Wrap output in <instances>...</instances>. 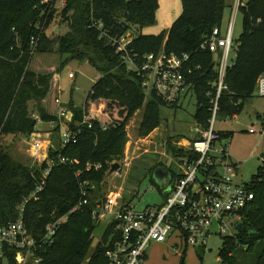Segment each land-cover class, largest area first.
Listing matches in <instances>:
<instances>
[{
    "label": "trees",
    "instance_id": "16d2710c",
    "mask_svg": "<svg viewBox=\"0 0 264 264\" xmlns=\"http://www.w3.org/2000/svg\"><path fill=\"white\" fill-rule=\"evenodd\" d=\"M181 1L182 12L168 32L153 34L147 31L157 23L158 0H67L62 12L67 32L45 34L38 51L31 56V37L38 33L37 24L44 19L39 9L41 0H0V139L8 134L34 133L37 114L43 122L59 121L57 74L64 62L59 68L52 65L49 69H32L36 54L68 55V59L87 61L100 73L83 107H75L74 102L68 104L73 112L72 120L66 121L69 128L75 129L86 116H90L93 128L85 124L78 143L67 147L60 144L61 126L55 129L59 142L56 148L50 149L49 159L65 155L74 164L59 165L45 178L49 160L32 167L14 159L0 143L1 224L17 220L23 203L45 179L44 190L37 199L27 203L24 213L31 233L36 237L42 235L49 222L67 214L81 201L85 182L89 190L95 186L91 190L95 198L104 196L100 195L102 191L97 193L98 185L105 181L111 165L124 159L127 125L139 110L144 108L138 128L140 138L149 136L162 125L164 102L154 93L147 94L141 78L129 70L123 53L113 41L131 29H137L139 34L130 48L141 55L161 50L190 54L194 72L188 81L194 84L198 104L195 118L201 127L209 126L217 96L221 55L204 49L203 44L216 27L226 32L225 21L232 15L233 6L227 0ZM240 12L243 31L235 39L237 58L226 76L229 91L219 100L221 115L240 114L247 98L256 91L260 76L264 75V0H243ZM93 19L107 25L109 37H101L102 30L94 25ZM52 91L56 94L49 108L47 103ZM91 113L100 116L91 117ZM102 125L109 128L103 130ZM170 148L176 155L184 154L173 143ZM88 165L102 167L88 171ZM250 186L254 200L245 211L244 228L235 236L224 237L220 264H264V163ZM99 224L93 219L90 207L71 214L54 243L38 253L43 261L31 260L28 264H108L106 251L113 226L105 230L91 253ZM259 245L261 251L249 262L246 254ZM241 247L246 250L240 256ZM16 255L15 249L10 250V264H18Z\"/></svg>",
    "mask_w": 264,
    "mask_h": 264
},
{
    "label": "built area",
    "instance_id": "2783aa9c",
    "mask_svg": "<svg viewBox=\"0 0 264 264\" xmlns=\"http://www.w3.org/2000/svg\"><path fill=\"white\" fill-rule=\"evenodd\" d=\"M242 1L237 0L226 33L216 27L203 44L204 49L221 55L217 96L211 108L212 117L207 128L199 129V136L193 141L191 149L181 155L183 172L175 180L164 204L142 210L132 201L125 202L119 191L95 198L96 194L91 191L95 186H91L89 190L85 185L88 183L85 182L81 201L67 214L49 222L44 233L36 237L27 227L24 213L27 203L33 198L37 199L44 190L46 180L43 179L31 197L23 203L17 220L7 225L0 223V264H10L12 249L17 251L18 264H28L31 260L42 262L43 258L38 255L40 250L54 243L58 231L69 221L71 214L89 207L97 222L113 218L108 226H113L106 251L108 264H146L147 252L152 244H165L173 237L179 241L173 247L180 251L182 246L206 248L208 239L214 235L235 236L239 232L237 226L243 222L245 211L254 200V192L250 184L238 181L237 165L219 144L221 133L216 130V122L221 111L219 100L229 91L226 76L235 62L230 61L231 51H237L238 48L234 31ZM66 4L67 0H41L39 9L42 10L44 19L37 24L38 33L31 37V56L38 51L45 34L53 36L61 32L60 26L59 31H55V23L57 14H62ZM93 23L102 30L101 37L110 36V30L106 29L104 22L93 19ZM138 34L137 29H131L113 39L118 51L123 53L129 70L136 72L141 78L142 87L147 94H156L169 107L181 104L184 97L187 98L188 94L192 95L194 92V84L188 81V76L194 72L190 54L177 55L161 50L141 55L130 48ZM70 77L74 78V73ZM257 91L264 97V75L258 80ZM57 103L58 116L67 120L69 110L63 106L61 98L57 99ZM85 124L89 129L93 128L88 116L75 129L64 127L61 134L62 146L78 143ZM108 128L109 125H102L103 130ZM251 132L254 130L251 129ZM33 145L37 153L46 147L42 140H36ZM128 161L125 159V163ZM66 164H74V160L65 155L49 159L45 178H48L55 167ZM101 167L102 165H88L87 170H98ZM120 170L116 172L117 175H120Z\"/></svg>",
    "mask_w": 264,
    "mask_h": 264
},
{
    "label": "rangeland",
    "instance_id": "374dc122",
    "mask_svg": "<svg viewBox=\"0 0 264 264\" xmlns=\"http://www.w3.org/2000/svg\"><path fill=\"white\" fill-rule=\"evenodd\" d=\"M160 7L157 15V23L148 29V33L158 34L170 29L171 24L175 17L182 11L181 0H158ZM235 4V0H228ZM235 2V3H234ZM235 8V7H234ZM230 17L228 16L225 21V28L228 27ZM62 14H57L56 23L63 26V33H66L68 28L65 21H63ZM52 31V29H51ZM243 31V15L239 11L237 14L234 39H238ZM69 56H60L58 54L45 55L36 54L32 69H49L48 67L54 65L59 69L57 78L60 89V97L63 103H69L74 101L79 107L85 105V100L88 97L91 89L95 85L97 79L100 77L99 71L87 61H80L78 59H68ZM237 58V51L232 49L230 55V61L233 62ZM40 67V68H39ZM74 73L75 78H70V74ZM55 91H52L49 95L47 107L52 108V101L54 99ZM34 108V104H33ZM198 110V104L196 97L188 96L183 101L181 107H161V116L163 118L161 132L166 135L178 136L179 139L186 137L190 141L194 140V136L197 134L196 112ZM37 114V111H36ZM97 116L96 113H92ZM144 116V108L139 110L127 125V136L131 137V140L126 143L125 152L130 151V164H126L123 160L121 168V176L116 173L108 174L105 181L98 185L102 191L100 195L106 196L111 190L116 191L121 189L124 194L125 202L134 203L139 209H146L147 207H157L164 204V194L158 185H154L150 176V169L156 162H163L169 166L170 169L178 174L182 171L183 156L175 155L173 152L168 151L165 155V146L163 144V137L158 138L156 134L152 136L154 130L149 136L140 138L138 136V128ZM242 124L237 123L234 120H229V123H224L221 120L225 119L221 113L217 117L216 130L224 131L227 128L234 129L235 135L233 139L224 138L220 144L230 151H237L238 165L241 170L242 178L241 182L249 183L253 180L254 175L257 174L259 168L264 163V97L258 95L256 90L254 94L247 98L242 113H240ZM39 123V120H38ZM48 125V122L39 123L37 128L42 129ZM158 127V128H160ZM36 128V130H37ZM157 128V129H158ZM253 129L254 132L250 130ZM34 135V136H33ZM47 136L43 134H8L3 135L0 139L1 145L13 156L14 159L30 164L32 167L40 166L39 161H36L38 155L34 150L33 143L38 139H45ZM47 139V138H46ZM157 143L154 145V142ZM44 141V140H43ZM58 139L55 141L57 147ZM154 145V146H152ZM43 150V149H42ZM41 150V151H42ZM137 151V153H136ZM170 186V184H169ZM168 186V187H169ZM169 190V189H168ZM167 190V191H168ZM113 218H108L103 221L97 227L94 236L95 240L92 246L91 253H93L98 244L100 243L102 236L109 226ZM215 231L217 228L214 229ZM173 241V242H172ZM175 243L176 239L170 241ZM169 241L165 243L163 252H160V248L155 246L151 249L149 261H153V264H183V256L181 253L172 249V244ZM179 242V241H177ZM224 246V237L221 235H214L208 239V245L206 248H197L195 246H188L185 254L184 264H220V251ZM184 246H182V252ZM205 249V250H204ZM262 246H258L254 251L248 255V261L252 262L258 253L261 251ZM246 247L239 249L240 256L244 255Z\"/></svg>",
    "mask_w": 264,
    "mask_h": 264
},
{
    "label": "crops",
    "instance_id": "0c3cea01",
    "mask_svg": "<svg viewBox=\"0 0 264 264\" xmlns=\"http://www.w3.org/2000/svg\"><path fill=\"white\" fill-rule=\"evenodd\" d=\"M236 1V3H237V0H235ZM227 3L228 4H230V5H232L233 6V9L232 10H234V7L236 6V3L235 4H231V3H233V2H229L228 0H227ZM239 11H240V9H239ZM238 11V12H239ZM159 12V11H158ZM182 12V11H181ZM232 13H233V11H232ZM181 14V13H180ZM179 14V15H180ZM178 15V16H179ZM177 17H175L174 18V20L176 19ZM231 19H232V15H231V17H230V21H231ZM174 20H173V22H174ZM230 21H229V23H230ZM173 22H172V24H173ZM172 24H171V26H172ZM61 27V29H60V31H63V26H61V25H57V27L55 28V31H59L58 30V27ZM228 26H229V24H228ZM66 28H68V27H66ZM171 28V27H170ZM227 29H228V27L227 28H224L223 30H226L227 31ZM53 30V29H52ZM50 32H52V31H50ZM226 33V32H225ZM71 78V77H70ZM75 78V77H74ZM58 79V78H57ZM258 87V86H257ZM256 90H257V88H256ZM192 94V93H191ZM195 96V91L193 92V94L192 95H190V94H188V96ZM259 95V94H258ZM187 96V97H188ZM59 97H60V95H59ZM61 98V97H60ZM87 99V98H86ZM184 100H186V98L184 97V99L182 100V103L181 104H179V105H177V107H181L182 105H183V101ZM62 102H63V100H62ZM71 102H74V101H71ZM85 102H86V100H85ZM70 103V102H69ZM69 103H67L66 104V102H64L63 103V106L67 109V110H69V114H68V119L67 120H72V117H73V112L70 110V108L68 107V104ZM75 104V103H74ZM75 107H79L77 104H75ZM175 107V106H174ZM242 113V112H241ZM97 114V113H96ZM95 117L92 113H91V117ZM98 116H100L99 114H97V118H98ZM224 116V118L225 119H222L221 121L222 122H224V123H229V120H234V121H236L237 123H240V124H242V119L240 118V114H235V115H232V116H230V115H223ZM59 117V116H58ZM90 117V116H89ZM35 118L37 119V121L39 120V123H44L43 121H42V119H41V117L37 114V115H35ZM67 120H65L64 118H60L59 117V121H56V122H48V125H46V126H44L42 129H38L37 127V130L34 132V133H32V134H36V133H38V134H43L44 136L46 135L47 137V139L45 138V139H43L44 140V143H45V148L42 150V151H40L39 153H41L40 155H38V158H37V160L36 161H39V163H40V165L42 164V163H44V162H46V161H48L49 160V151H50V149L51 148H56V145H55V140H56V135H55V129H56V127H58V125L59 126H61V132H60V144L62 145V143H61V134H62V131H63V129H64V127H66L67 126V123H66V121ZM100 120H102V121H105V120H103V119H100ZM38 123V124H39ZM38 124H37V126H38ZM195 124H196V130H197V134L194 136V140H196L197 138H198V136H199V129L201 128V126L197 123V121L195 122ZM162 126V125H161ZM161 127L160 128H158V129H156L155 131H154V133H152V136L154 135V134H156V138H157V140H160V139H158V138H161V137H163V144H164V146H165V151L166 152H164V155L168 152V151H171V152H173L172 151V149L170 148V143H173L176 147H178L180 150H182L183 152H185V151H189L190 149H191V145H192V143H193V141L194 140H192V141H190L189 139H187L186 137H184V138H181V139H179L178 138V136H171V135H166L164 132H161ZM232 130H234V129H231V128H227V129H225L224 131H221V130H219L218 132H220L221 133V139H220V141H219V144H220V142H221V140L222 139H224V138H227V139H233L234 138V135H235V131H232ZM251 131V130H250ZM34 136V135H33ZM37 140H42V139H40V138H38ZM42 140V141H43ZM130 140H131V137H130ZM157 140L154 142V145L157 143ZM126 143H128V142H126ZM154 145H152V146H154ZM218 145V144H217ZM219 146V145H218ZM220 146L221 147H223L228 153H229V155H230V159H231V161L233 162V163H235L236 165H237V169H238V173H239V179H238V181L239 182H241V178L243 177L242 176V174H241V170H240V168H239V163H238V161L240 160V159H238V155H237V151L235 150H233V152L232 153H230V151L227 149V147H224L223 145H221L220 144ZM136 153H137V151H136ZM174 153V152H173ZM130 151H128L127 150V152H125V155H124V161H125V159H128L129 161H128V163H126V164H130ZM175 154V153H174ZM185 154V153H184ZM176 155V154H175ZM182 154H179L178 156H181ZM123 160H121V161H116V162H120V164H121V168H122V162H123ZM263 160H264V158H263ZM158 168H165L167 171H164L163 169H160L159 171H158V173H156V170L158 169ZM117 172V171H116ZM115 172V173H116ZM183 172V169H182V171L181 172H179L178 174H176V173H174L171 169H170V167L169 166H167V165H165L163 162L161 163V162H156L155 164H153L152 166H151V169H150V176H151V180H152V182L154 183V185H158L159 187H160V189H161V191L163 192V194H164V197L166 198V196H167V194L169 193V191H170V189L172 188V186H173V184H174V182H175V180L177 179V177L178 176H180L181 175V173ZM117 174V173H116ZM122 174H121V170H120V175L119 176H121ZM255 176V175H254ZM252 182V181H251ZM251 182H249V183H245L244 181H243V184H250ZM242 183V182H241ZM169 184H170V186H169ZM169 186V187H168ZM169 189V190H168ZM168 190V191H167ZM113 190H111L110 192H112ZM116 191H119V192H121V194H122V197H123V199H124V194H123V191L121 190V189H118V190H116ZM125 200V199H124ZM173 240V239H172ZM171 241V240H170ZM169 241V242H170ZM178 240L176 239V242H177ZM173 242V241H172ZM175 242V243H176ZM175 243H169V244H172V246H171V248L172 249H175L174 247H173V245L175 244ZM155 246H157V247H159L160 248V252L162 253L163 252V250H164V248H165V244H152V246L149 248V250L151 251V249H153ZM149 250H148V252H147V258H146V264H149L148 263V259L150 258V252H149ZM182 250V249H181ZM180 250V251H181ZM177 252H179V253H181L182 254V256H183V261H182V263L184 264V261H185V254H186V252H187V247L185 246L184 247V249H183V251L182 252H180V251H178V250H176ZM150 262V264H153L154 262L153 261H149Z\"/></svg>",
    "mask_w": 264,
    "mask_h": 264
},
{
    "label": "water",
    "instance_id": "95a60500",
    "mask_svg": "<svg viewBox=\"0 0 264 264\" xmlns=\"http://www.w3.org/2000/svg\"><path fill=\"white\" fill-rule=\"evenodd\" d=\"M129 140H130V136H127L126 142H128ZM120 169H121V164H120V162H114V163L111 165V169H110V171H109V174H113V173H115L116 171H118V170H120ZM160 169H163L164 171H167L165 168H158V169L156 170V173H158V171H159ZM243 228H244V223H243V222L239 223L238 226H237V229L241 232V231L243 230Z\"/></svg>",
    "mask_w": 264,
    "mask_h": 264
}]
</instances>
